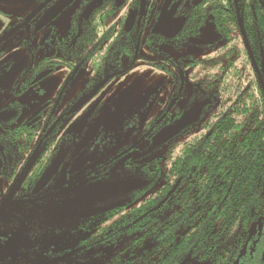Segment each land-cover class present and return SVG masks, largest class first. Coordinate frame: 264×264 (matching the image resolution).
Here are the masks:
<instances>
[{
  "label": "flooded vegetation",
  "instance_id": "1",
  "mask_svg": "<svg viewBox=\"0 0 264 264\" xmlns=\"http://www.w3.org/2000/svg\"><path fill=\"white\" fill-rule=\"evenodd\" d=\"M21 6L28 10H6ZM232 11L240 29L235 0H0V264H15L7 262L6 232L31 227L42 200L68 195L73 184H95L99 195L144 171L161 182L178 144L192 139L197 149L220 132L242 142L248 93L260 104L252 113L264 118V62L253 52L256 65L250 57L252 71L242 70ZM18 34H29L27 43L17 40L23 47L5 45ZM137 76L155 90L136 115L119 102H131ZM263 217L256 243H264ZM87 246L38 254L35 243L18 264H49L52 254L86 258ZM257 247L264 264V246Z\"/></svg>",
  "mask_w": 264,
  "mask_h": 264
},
{
  "label": "trees",
  "instance_id": "2",
  "mask_svg": "<svg viewBox=\"0 0 264 264\" xmlns=\"http://www.w3.org/2000/svg\"><path fill=\"white\" fill-rule=\"evenodd\" d=\"M241 8L251 49L264 62V0H242ZM234 15L232 11L231 30L238 34ZM246 49L242 39V70L249 72L253 67ZM257 101L255 93L246 95L242 142L228 141L220 132L197 149L191 147L192 139L178 144L165 158L161 182L144 171L133 192L99 197L95 184L75 183L68 195L42 200L32 220L34 233L86 232L80 244L87 248L124 245L103 262L97 251L89 259L71 253L49 264H263L255 256L263 255L257 244L264 243H256L259 236L252 239L250 232L264 216V118L252 113ZM262 107L264 111V102ZM232 124L225 122L222 129ZM179 180L178 189L164 201ZM145 192L149 195L142 197Z\"/></svg>",
  "mask_w": 264,
  "mask_h": 264
},
{
  "label": "rangeland",
  "instance_id": "3",
  "mask_svg": "<svg viewBox=\"0 0 264 264\" xmlns=\"http://www.w3.org/2000/svg\"><path fill=\"white\" fill-rule=\"evenodd\" d=\"M73 9V6L70 7L69 9L66 10V12L64 13H70ZM6 10L8 11H14L16 10V12H21V11H27L28 7L25 6H21V7H13V8H7ZM63 15V16H64ZM28 38H29V34H18L16 36H13L12 39H8L5 42L6 46H15L16 48L18 47H23V45H20L21 42H28ZM20 39V40H18ZM19 41V43L17 44V42ZM137 74H141L140 71ZM154 76H156L157 74H152ZM139 77H135V81H134V86L132 89V97H131V102L129 101L127 102L126 98H123L122 100H120L119 104L121 105L122 103H124V106H127L129 103V108L130 111H134V113L137 114H141V112L143 111L144 107H146L147 105V97L149 93H152L155 90V87H148L145 86L144 82H140L137 81ZM169 89V87H167V90ZM129 108H127V110L125 111H121L118 114V120H119V124L122 122V120L125 118L126 114L128 113ZM170 144H166V147H168ZM141 179L139 177H136L134 179V181L130 184L127 183H118L115 184L113 186H109L110 190L108 193H104V194H109V193H114L117 190H121L127 187H135L138 184H140ZM264 186V185H263ZM103 193L99 194L97 196L99 197H104ZM149 195V192H145V194L142 197H147ZM140 202V198L138 200H136L135 203ZM251 229V236L253 239V236L256 233H261L262 229H263V222L259 219V221L255 222ZM7 236V238L10 240V245L4 250L6 252V255L11 256L10 259L7 261L10 263V261L15 264H18V261L20 260L18 258L19 255L26 254L27 251L34 247L35 243H38L39 245V252H36L38 254H41L43 252V250L48 251V250H53L55 252L57 251H63L64 249H68V248H75V246L83 239L85 238V236L88 235V233L86 232H77V233H69V232H54V231H45L43 233L38 234L37 232L34 233L31 229V227L25 226V227H19V229H16L15 231H11V232H6L5 234ZM37 240V241H35ZM148 246H151V244L146 243ZM124 249V245H117V246H111V247H102L97 249L94 246H91L89 248L86 249L85 251V256L86 259H89V257L94 256L97 251H99L102 256H100L101 258L98 259L99 262H103L108 258H111L112 256H114L117 252H121V250ZM26 250V251H24ZM25 252V253H24ZM124 255H127V253L125 252ZM128 256V255H127ZM59 258L63 259V257H61L59 254H52L49 255L48 260H50V262H56ZM85 258V257H83ZM22 259V258H21ZM23 260V259H22ZM179 264H187V262H181ZM191 264H213L210 262H206V261H196V262H192Z\"/></svg>",
  "mask_w": 264,
  "mask_h": 264
},
{
  "label": "water",
  "instance_id": "4",
  "mask_svg": "<svg viewBox=\"0 0 264 264\" xmlns=\"http://www.w3.org/2000/svg\"><path fill=\"white\" fill-rule=\"evenodd\" d=\"M236 1V9H237V12H238V21H239V27H240V31H241V33H242V37H243V40L245 41V43H246V47H247V49H248V51H249V54H250V57L252 58V61H253V63L256 65V60H255V57H254V54H253V51H252V49H251V47H250V43H249V40H247L248 39V37H247V35H246V31H245V27H244V22H243V19H241V14H240V11H239V6H238V3H237V0H235ZM70 3H68L66 6H68ZM65 6H63V8H64ZM63 8H60V10H59V13L63 10ZM44 24H47V22H44L43 23V25ZM172 23H170V24H168V26H170ZM42 25V24H41ZM43 25H42V27H43ZM39 29H40V26H39ZM9 37V35L7 36H4L3 38H2V40H5V39H7ZM176 102H177V98L176 99H174L171 103H170V105L168 106V112L172 109V107H173V105H175L176 104ZM152 106H153V104H152ZM152 106H150L149 107V110L147 111V113H146V115H145V117H143L144 118V121L147 119V117L149 116V114H150V112H151V110H152ZM162 121V119H160L159 120V123ZM168 136H166V135H164V137L163 136H160V137H158V138H156L157 139V141L158 142H160V143H162V142H164V141H166L168 138H167ZM142 142V139H138V141H136L134 144H133V146H131L130 147V149H132L133 150V148H135V147H137L140 143ZM77 161H75L74 163H73V166H72V170H74V169H77V168H79V166H77ZM180 180L178 181V182H176V185L174 186V188L168 193V195H167V198H166V201H167V199L172 195V193L173 192H175L176 190H177V188L179 187V185H180Z\"/></svg>",
  "mask_w": 264,
  "mask_h": 264
}]
</instances>
